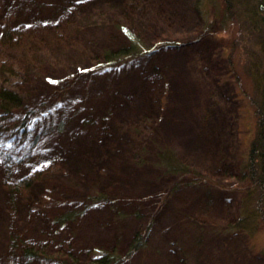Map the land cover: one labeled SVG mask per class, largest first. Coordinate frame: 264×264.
Masks as SVG:
<instances>
[{
  "label": "rangeland",
  "instance_id": "374dc122",
  "mask_svg": "<svg viewBox=\"0 0 264 264\" xmlns=\"http://www.w3.org/2000/svg\"><path fill=\"white\" fill-rule=\"evenodd\" d=\"M7 22L24 37L0 47V87L22 98L0 109V264H264L245 169L264 0H0Z\"/></svg>",
  "mask_w": 264,
  "mask_h": 264
},
{
  "label": "trees",
  "instance_id": "16d2710c",
  "mask_svg": "<svg viewBox=\"0 0 264 264\" xmlns=\"http://www.w3.org/2000/svg\"><path fill=\"white\" fill-rule=\"evenodd\" d=\"M23 30L21 28H13L9 25V22L5 23L0 28V47L10 48V47H22L23 43ZM159 45V44H157ZM155 45L154 47H156ZM154 48L152 47L150 51ZM145 52V51H144ZM141 51H139L135 45V43H131L128 47L120 50L119 52H106L105 54V62L101 66H106L107 68H114L119 65L120 62L132 59L140 55ZM98 65H100L98 63ZM7 71L12 72V67H6ZM22 105V98L18 95L17 92L7 89L4 87H0V109L4 113H9L17 107ZM159 159L161 164L164 166V170L167 172H180V167L178 168V163L175 162L174 155L171 151L167 149H163L159 154ZM245 169L248 172L249 181L256 185L259 191V199L256 202V211L262 215L263 223H264V102L260 109V117H259V133L257 139L253 141L250 148V153L248 155V160L245 164ZM38 176L34 175L33 177ZM24 181V180H23ZM33 179H29L24 182H18L15 184V187L19 185L30 186ZM28 186V187H29ZM66 217L63 215L60 219ZM237 225V224H236ZM138 237L134 239L131 248L138 249L141 247L142 239L140 238V234L138 233ZM22 251L25 256H33L36 252L32 247L22 246ZM118 257L115 256L114 252H103L98 254L93 260L92 264H116ZM120 260V259H119Z\"/></svg>",
  "mask_w": 264,
  "mask_h": 264
},
{
  "label": "bare ground",
  "instance_id": "6f19581e",
  "mask_svg": "<svg viewBox=\"0 0 264 264\" xmlns=\"http://www.w3.org/2000/svg\"><path fill=\"white\" fill-rule=\"evenodd\" d=\"M50 154V153H49Z\"/></svg>",
  "mask_w": 264,
  "mask_h": 264
},
{
  "label": "crops",
  "instance_id": "0c3cea01",
  "mask_svg": "<svg viewBox=\"0 0 264 264\" xmlns=\"http://www.w3.org/2000/svg\"><path fill=\"white\" fill-rule=\"evenodd\" d=\"M185 48V47H184Z\"/></svg>",
  "mask_w": 264,
  "mask_h": 264
}]
</instances>
